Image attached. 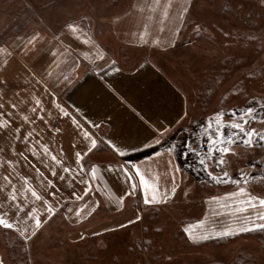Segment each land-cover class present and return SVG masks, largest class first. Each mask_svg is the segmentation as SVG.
I'll return each instance as SVG.
<instances>
[{"label": "crops", "instance_id": "crops-1", "mask_svg": "<svg viewBox=\"0 0 264 264\" xmlns=\"http://www.w3.org/2000/svg\"><path fill=\"white\" fill-rule=\"evenodd\" d=\"M92 1L83 0L84 7L91 9ZM102 3L108 8L120 6L110 17L96 19L77 13L67 25L61 19L56 21L59 30L48 28L44 23L47 15L40 16L36 24H32L34 17H26L17 28L22 34L8 43L0 39V124L6 125L0 127V212L17 221L20 229L0 227L3 264L9 263L8 246L22 242L28 246V264H99L106 254L109 261L116 263L124 256L128 263L133 259L129 248L135 246L140 261L149 264L152 258L157 263L167 252L160 251L161 244L149 237L148 233L160 234L164 229L153 222L155 218L172 215V221L180 225V232L175 229L178 235L202 246L224 238L214 233L235 230L250 215L237 211L240 207L234 205L235 197L215 192L197 204V215L192 217L193 192L201 195L202 191L201 179L191 165L197 155L187 153L186 143H180L171 156L165 152L182 134L192 143V133L198 131L188 122L193 117L191 95L168 71L177 62H185L173 52H184L193 44L186 28L195 0ZM15 7L14 0L0 2V32L12 29L23 16L16 14ZM68 25H76L77 30ZM193 39L196 41L197 35ZM85 131L97 140L91 151ZM154 138H159L160 144ZM109 140L126 148L127 154L119 156L106 143ZM145 143L152 147H143ZM196 143L192 144L199 152L201 146ZM45 145L48 154L43 151ZM77 152L82 155L80 161ZM52 155L61 163L52 161ZM125 160L158 175L162 190L173 187L174 174V194L165 203L151 205L143 203L140 190L126 195L130 189L122 174L108 170ZM80 164L83 171H79ZM92 166H96L95 178ZM63 167L71 171L65 173ZM175 168L179 171L174 173ZM53 169L56 175H52ZM6 175L10 184L4 180ZM29 189L41 199L33 197ZM13 190L15 201L11 200ZM73 193L83 199L77 200ZM49 205L52 213L46 210ZM33 209V217L42 221L39 228L27 215ZM77 209L81 210L79 216ZM147 212L153 220L149 228L144 221ZM189 226L196 235L207 232L210 238L189 239L184 231ZM25 228L26 234L21 235ZM133 228L129 241L114 240ZM243 233L247 232L239 234ZM127 247L130 255H120Z\"/></svg>", "mask_w": 264, "mask_h": 264}, {"label": "rangeland", "instance_id": "rangeland-1", "mask_svg": "<svg viewBox=\"0 0 264 264\" xmlns=\"http://www.w3.org/2000/svg\"><path fill=\"white\" fill-rule=\"evenodd\" d=\"M5 1L0 0L1 4ZM14 1L16 14L23 16L15 22V25L9 31L1 30L0 39L6 43L10 42L13 37L23 33L21 29L17 28L22 25V21L26 17H34L32 18V24H36L39 22L40 16L47 15L44 23L48 25L49 29L52 27L51 29L54 30L56 26L59 30L60 24L57 25L56 21L61 19L66 24L77 13L85 17L88 15L95 16L96 19L110 17L117 12L120 6L108 8L102 3L105 0H94L95 3L92 1L91 9L84 7L83 0L78 1V3L77 0ZM3 10H6V8L4 7ZM249 13H251L250 23L247 25L245 16ZM186 31L189 33L188 38L193 43L191 48L186 49L184 52L180 49L173 52L178 54L179 57L182 55L185 62H177L178 64L176 63L174 68L170 67L168 71L171 75L176 76L175 79L184 88L186 94L191 95V114L193 117L190 120V116L188 122L191 121V123L189 125L194 127L193 122L197 121L195 120L197 118L195 114L199 110L198 99H203L207 103L208 112L211 115L220 110L225 113L226 120L233 112L240 115L242 109L254 108L257 119L251 120L249 126L256 128L257 131H264V121L260 119L264 116V108L261 107L264 104V73L258 78H247L264 65V2L262 0H195ZM195 35H197L196 41L193 39ZM253 37L258 39L253 40ZM224 71L226 72L224 80L218 84L217 76ZM209 80V85L203 87ZM239 81H244V87L240 88L242 94L231 96L225 107L220 109L219 103L224 94ZM199 91L202 93L200 96L198 95ZM197 124L200 127L201 124ZM187 125L185 124V126ZM230 131L231 129H225L226 134ZM183 136V134L180 135L181 140H177L173 144L178 146L177 149L180 148L182 143L188 144L190 142L187 135L185 140ZM191 140L192 143L197 142L200 144L199 146L202 144V141L194 135H192ZM232 147L234 151L225 155L226 164L218 165L215 161L209 160L207 171L205 166L198 165L199 159L197 156L191 160L194 174H197L198 177L207 176L205 182H207L209 191L207 193L202 190L200 196L199 194L196 195L197 192H193V198L190 201L192 217L197 215V204H202L204 199L215 194L211 192L216 190L218 195L222 194L225 197L229 193L236 192L237 184L234 182L243 181L242 172L247 174L249 182L246 185L241 183L240 186L245 187L251 195L264 198V140L257 138L252 146H246L238 142ZM218 159L219 157H217ZM224 171L228 172L227 177L223 175ZM209 172L220 176L223 182L217 183L209 178ZM255 180L261 181L263 185L255 186L253 182ZM235 201L234 205L236 204ZM239 207L241 206L239 205ZM256 211H259V209ZM252 212V209H249L247 213L251 214ZM172 219V215H164L161 218H155V221H153L148 212L144 214L147 228L151 227L153 222H157L164 228L160 234H155L153 231L148 234L153 243L161 244L162 247L159 250L166 251V257L171 256L169 260L164 257L163 261L159 262L157 260V263L151 258L149 264H208L211 261L231 264L239 252L245 253L247 264H264V250L253 238L242 236L226 245L209 243L196 246L178 235L176 232L178 221L175 224ZM134 232V228L133 230L121 232L115 236L114 240L129 241ZM128 247L127 250L122 248L120 255L129 256ZM152 248L154 249L152 246L149 247L150 250H153ZM129 250L133 256L131 262L124 263L126 259L122 256V259L118 258L115 263L109 261L106 254L102 255L103 258L101 259L99 257V264H148L143 260L140 261L139 252L135 253L138 251L137 246L131 247Z\"/></svg>", "mask_w": 264, "mask_h": 264}, {"label": "snow or ice", "instance_id": "snow-or-ice-1", "mask_svg": "<svg viewBox=\"0 0 264 264\" xmlns=\"http://www.w3.org/2000/svg\"><path fill=\"white\" fill-rule=\"evenodd\" d=\"M264 2V0H262ZM70 29L73 31L77 30L76 25H68ZM87 43V41H84ZM37 105H39L40 101H36ZM2 107V106H0ZM15 107V105H13ZM262 108H264V104L261 105ZM35 111V109H33ZM63 111V109H62ZM256 110L252 107L242 109V112L240 115H237L235 112L231 113V116L226 120L225 119V113L223 111H216L214 114L210 115L207 118V122L200 125L198 131H193V135L198 138V140L203 141L207 144V150L204 152H197V148L194 144L188 143L185 145L187 148V153L195 154L199 158V163L201 166H205V170L207 171V168L209 167L208 161L213 160L217 164H226L227 161L225 159V155L233 152V145H236L238 142L246 145V146H252L254 141L259 138L260 140H264V131H257L256 128L250 127V121L256 120L257 116L255 114ZM10 115V114H9ZM64 115H69V113L64 112ZM25 120H28V117H24ZM261 121H264V116L260 117ZM76 121L74 120V123ZM95 126V125H94ZM0 127H6V125L0 124ZM225 129H231L230 132L226 134ZM17 132H19V129H17ZM31 134L29 133V136ZM84 136L86 138H90L91 140V148H89V151H91L92 148H95L97 146V140L95 138H91L90 133L87 131L84 132ZM18 139L20 137H17ZM156 144H160L159 138H154ZM108 145L113 148V150L121 157H124L127 154V149L118 147L117 145L113 144L112 141H106ZM143 147H152V145L145 143ZM177 145H171L165 149V152L171 156L173 153L177 150ZM133 151L136 150L135 147L132 149ZM45 154L49 153L48 147L45 145L43 149ZM20 155H23L21 153ZM156 155H161L160 152H156ZM217 156L219 159L217 160ZM76 158L78 161L82 160V155L80 152L76 153ZM51 160L55 161L56 163H61L57 160V157L55 155L51 156ZM9 164L12 162L9 161ZM171 163V161H169ZM63 172L69 173L71 171L68 167L62 168ZM84 167L83 164H80L79 171H83ZM109 171H116L119 174H122L124 180L128 183L130 191L126 192V195H132L135 194L137 190H140L142 192V198L143 203L145 205H151V204H158V203H165L167 202V199L170 197L171 194H174L176 183H175V175L173 174L172 177V183L173 187L169 189H161L160 183H159V176L154 175L150 173L147 169H143L140 167L139 164L131 163L129 160H125L122 164L118 165L116 169H113L111 166L108 168ZM179 168L174 169V173L178 172ZM223 171V170H222ZM52 175H56L55 170H52ZM223 175L227 177L229 174L228 172L224 171ZM243 176V181H235L234 183L237 184V191L233 193L227 194L229 197H235L236 203L239 204L241 207L237 209V211L247 213L249 209L257 210V209H264V198L256 197L251 195L249 192H247L246 188L243 186H240L241 183L247 184L249 182L248 176L245 173H241ZM91 176L92 178L96 177V166H92L91 168ZM209 176L212 180L216 181L217 183L223 182L221 180V177L218 175H213L212 172H209ZM4 180L10 184L11 181L9 177L6 175L4 176ZM31 191V195L35 197L37 200H40L41 197L38 195V193L34 189H29ZM15 190H13V194L11 195V200L15 201L17 199L16 195L14 194ZM55 195V193H53ZM77 200H82L83 197L77 195L76 193L72 194ZM123 197L120 198L122 200ZM213 200L218 199L217 197H212ZM119 202V201H118ZM19 208V206H17ZM22 210V209H20ZM47 212L52 213L54 211L53 207L49 205L47 207ZM71 211V210H70ZM80 209H77L76 215H80ZM33 212H35V209L32 210V212H29L27 215L28 217H33ZM35 227L39 228L41 226L42 221L39 219V217H33ZM17 221L10 219L8 217V214L6 212H0V227L6 228V229H13L20 231L19 228H17ZM264 230V212L256 211L253 214H250L248 219L244 221L241 225H239L235 230L232 228H225L222 231L215 232V236L217 237H226V236H232L237 235L242 232H249L254 230ZM184 231L187 233L189 239L193 241H199V240H207L210 238L209 233L205 232L201 235H196L194 233L193 227L189 226L184 229ZM27 228H25L23 231H21V235L26 234ZM35 233H33L34 235ZM0 264H3V261L0 260Z\"/></svg>", "mask_w": 264, "mask_h": 264}, {"label": "trees", "instance_id": "trees-1", "mask_svg": "<svg viewBox=\"0 0 264 264\" xmlns=\"http://www.w3.org/2000/svg\"><path fill=\"white\" fill-rule=\"evenodd\" d=\"M227 10L226 6H225V11ZM250 17H251V13L247 14L245 16V23L248 25L250 23ZM258 39L257 37H253V40H256ZM223 64V63H222ZM225 71L224 72H221L219 74V76H217V83H222L223 80H224V77H225ZM262 73H264V65L261 66V68L259 67L257 70H255V72H253L252 74H250L249 76H247V78H258V76H261ZM210 83V80L205 83L203 85L207 87V85H209ZM241 87H244V81H239L238 83H236V85L231 88V90H229L228 92H226L224 94V96L222 97V99L220 100V103H219V107L220 109H222V107H225L226 105V102L227 100L231 97V96H237L238 94H242V91L240 90ZM198 95H202L201 91H199ZM198 103H199V117L195 120L196 123L194 124L195 128H197V130H199V124L197 123H200L202 124L207 122V118L211 115L209 112H208V108H207V103L205 102V100L203 99H198ZM202 121V122H201ZM207 150V144L204 143L202 141V144H201V148L199 150L198 153L200 152H203ZM218 157V156H217ZM219 165V164H218ZM204 167V166H203ZM200 179H201V188L200 190H207L205 192H209L208 191V186H207V182H205V180L207 181V176L203 177V176H199ZM209 178H211L209 176ZM255 186H262L263 183L261 181H253ZM212 191V190H211ZM216 193H218V191L215 190ZM215 192H211V193H215ZM200 196V194H199ZM180 226V225H179ZM179 226L177 227L178 228V231H179ZM180 232V231H179ZM242 236H245V237H250V238H253L254 240L257 241V243L259 244V246L264 250V230H254V231H251V232H247V233H243V234H239V235H235V236H229V237H224V238H219V239H215V240H211V241H208L206 243H215V244H218V245H226V244H229L230 242H232L233 240L237 239L238 237H242ZM8 261L9 263L8 264H28L29 263V251H28V246L25 244V242H22V243H14L12 245H9L8 246ZM208 264H224L223 262H219V261H211L210 263ZM231 264H247V256L245 255V253L243 252H239L237 253V255L235 256V258L233 259L232 263Z\"/></svg>", "mask_w": 264, "mask_h": 264}]
</instances>
